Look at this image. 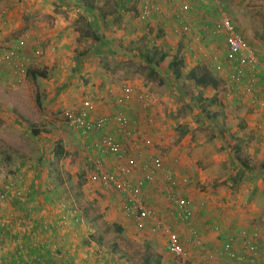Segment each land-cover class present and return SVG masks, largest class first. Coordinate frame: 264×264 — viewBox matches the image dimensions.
Listing matches in <instances>:
<instances>
[{"label": "crops", "instance_id": "crops-1", "mask_svg": "<svg viewBox=\"0 0 264 264\" xmlns=\"http://www.w3.org/2000/svg\"><path fill=\"white\" fill-rule=\"evenodd\" d=\"M83 1L19 0L17 3H12L11 0H0V7H5L1 9L5 11V17L3 21L0 18V44H3L2 42L6 43L4 39L8 34L5 28H10L19 22L17 16H20V14L16 13L17 10L36 15L34 25L36 26V30H38L37 33L42 35L36 42V48L40 51L38 59L43 60L44 63L48 64L55 71L57 70V75H60L59 83L57 82L54 85V91H52L51 96L49 94L50 97L57 94L55 97V101L58 102L57 106L61 108L65 103H74L73 105L75 107L79 105L80 110L85 107L90 118L99 115L121 113L128 118L129 129H132L138 138L145 136L147 141H149V144L145 145L142 149V155H157L156 150L159 149L167 153L162 157L164 166L177 179L179 193L190 199L195 207L190 225L198 231L199 245L196 246L188 242L186 239V224L170 215L171 204L165 199L161 191L158 176L152 184L143 188L142 194L145 204L152 209L155 220L169 224L172 230L178 234L179 242L186 253L187 264L230 263L227 259L218 256L220 244L225 236L237 238V234L241 231L254 234L256 241L264 244V110H259L260 108L255 106L256 113L246 111L244 119L234 120L223 118L224 116L220 112L221 118H218V107L222 105H219L220 103L217 98L219 94L223 93L218 88L216 90L205 88L202 90L203 95L213 96L217 100L216 105L212 104L210 108L205 107L207 110L210 109L207 112L211 117L196 118L195 120L192 118H171L166 119V122L162 123L165 117L162 118V113L157 114L158 107L156 109L154 105L161 99L158 97V94H156L157 98L156 96L154 98L150 93L153 100L151 104L145 107H149L146 110L139 109L138 101L135 100L134 95L128 101H124L121 104L116 102L120 94V86L122 85H130L134 94L138 91L147 90H144L135 81H125L124 83H120V86L115 83L112 84L111 81H114L115 78H123L120 76L122 72H119L117 68L105 64L111 59L129 60L137 58L135 60H138L142 65L150 66L146 65L143 53H148L151 47L160 48L163 52L170 55L176 54L181 56L185 62L189 58L192 60L195 59V62H200L199 56L203 57L201 53L211 54L214 48H218L220 53L219 60L223 63L225 47L221 38H218L221 40L218 42V39L208 37L203 45V49L196 58L193 56L194 52L192 54L188 53L191 56L185 54L188 52V49L184 52L181 51V44L185 41L189 42L190 38L185 37L183 39L173 33L172 29L177 24L174 19L175 10L184 0H157L162 9L163 16L155 14L147 18L140 16V10L143 4L142 0H110V3L106 4V7L104 6L106 0H100L96 3V6H98L103 15H99L95 10L85 11ZM190 1L191 9H189L192 12H188L185 18L191 28L193 30L195 29L193 31L195 32L194 34L203 37L202 34L205 32L200 27L211 25L217 14L215 11H212L213 9L209 7L206 0L202 2V10L196 7L198 0H195V3L194 0ZM90 2L94 3L93 0H90ZM79 16L85 17L86 21L99 31L100 49L95 48L92 50L94 45L91 42V38H78V30L76 28L79 26ZM27 17L29 18V16ZM163 17L167 18L164 19ZM165 21L169 25H166ZM20 23L25 25L23 22ZM163 26L166 28H163ZM157 29L158 31H169L176 36L175 39L180 40L178 43L179 50L177 49L171 53L169 50L171 46L170 44L167 45L168 38H164L156 43L154 36L151 35H155L154 33ZM25 31L30 39L31 32ZM123 33L125 34L124 36L122 35ZM33 43L34 41H27V46H31ZM145 43L147 49L143 53L136 48L130 51L125 50L129 49L128 45L139 47L140 44L142 46ZM189 44L191 45V42ZM77 51H82L83 54L81 57L74 59ZM254 52L256 53L255 50ZM256 55L264 63L260 57V53L257 52ZM101 57L103 60L100 61ZM194 63L190 64V67L185 64L184 70L186 67L188 69L191 68ZM159 71L157 69L156 73ZM161 73L163 72L160 71ZM216 75L221 82L225 83L223 73ZM258 75L259 78L255 85L256 96L260 95L259 91L264 88V76L261 74ZM101 77L104 78V83ZM219 87L221 89V86ZM193 88L195 94L189 95L187 98L185 97V103H188V105L198 111L196 104L192 103L194 99L196 101L199 100V89L194 86ZM207 92L208 94H206ZM177 93L179 95L181 94L178 89L176 91ZM83 98L87 102L79 101ZM62 99L66 102L64 103ZM232 102L234 103L235 101ZM235 104L239 108L243 107L240 102H235ZM165 105L169 107L167 101ZM196 113L199 115L204 114L201 110ZM147 118H155L151 126H148L146 123ZM63 119L71 129L67 119ZM178 124L179 126L176 127ZM165 125H167L166 129ZM221 127L227 128L231 134L227 132L225 134ZM240 127L245 131L244 136H241L237 132ZM202 128L205 131L201 130ZM71 132L76 134L73 130ZM226 135L234 139V145H230L231 150L230 148L226 149L224 147L223 140H225ZM55 143L60 144L59 142H54L51 146ZM60 147L63 155L64 153L66 154L65 149L61 145ZM243 147H247L248 153L252 154L251 157L254 154L257 155L260 160L257 167H250L242 159L248 167V170H244L239 166V162L235 161L236 154L240 155ZM232 150L234 151V156L232 159H228L229 155H231L229 152L231 153ZM230 168L233 169V175L228 179L224 177L218 180L222 176L221 173L228 172ZM237 172H241L242 177H236ZM27 175L29 177L28 173ZM207 177L214 178L207 179ZM63 183L62 181L61 184L63 185ZM22 184L26 190L32 191L34 196L41 199V203H43L42 207L41 205L39 208L35 206L37 212L35 211L34 213V211L27 208L19 215L20 220L26 224L27 230L26 236H22L23 248H21L24 252V257L29 256L31 258L37 255L36 261H42L39 262L41 264L43 262L45 264H128L131 263V259H134L131 258L129 262H124L122 256L125 259L128 257L120 249L125 251V247L123 244L118 243L117 247L115 246L118 258H111L108 254L97 256L98 252H95L97 251L95 246L96 250L92 253L91 247L81 245L79 243V236L76 238V235L79 234V228L76 229V227L75 230L70 231L69 224H66L69 221L62 222L63 224L59 226H53L51 224L52 221L63 217L60 214L61 212L56 213V211H53V214H50L52 212L50 209L53 210L55 206H52V201L54 199L57 200L56 192H54L53 198H50V195L46 196L45 194H41V192H49L48 186L52 188L53 185L41 179H37V182L32 181V178L29 182L27 179L24 180ZM212 186L216 187L214 188V192L210 189ZM109 212L113 213L112 210ZM116 214L121 221L120 226H116L120 234H123L126 229L125 233H128V237L130 238L136 236V238L147 239L144 242L145 247H153L154 252L152 253L154 255L157 254L161 259L159 250L151 243H154V240L157 243H162L163 236L159 234L152 235L145 230H138L134 226L131 218L124 215L122 211ZM44 220L48 222L49 226L51 225L53 227H48V231L39 233V230H37L39 222ZM70 223L72 222L70 221ZM13 238L16 239L13 245L20 242H18V238L21 237L17 236ZM40 241L44 243L41 246L38 244ZM238 243L239 241L236 240V253H238L239 249L237 246ZM20 246L17 247L19 248ZM142 252L143 250L135 258L138 259L136 264H139V254ZM7 253V255L5 254L6 256L3 255V258L6 260L1 264H31L25 260L19 263L20 256L17 257L19 254L15 252L14 248H10ZM166 254L167 259H172L167 252ZM160 263L163 264V261H160ZM255 264H264V260L258 258Z\"/></svg>", "mask_w": 264, "mask_h": 264}, {"label": "rangeland", "instance_id": "rangeland-1", "mask_svg": "<svg viewBox=\"0 0 264 264\" xmlns=\"http://www.w3.org/2000/svg\"><path fill=\"white\" fill-rule=\"evenodd\" d=\"M18 1L19 0H11L12 3H17ZM93 1L96 4L100 0ZM204 1L205 0H198L196 7L202 10V2ZM107 2L109 4L110 0L105 1V7ZM222 5L225 11L230 14L242 37L256 53H260V57L264 61V0H222ZM4 8L5 7H0V18L2 21L5 17V11L1 9ZM189 12L192 11L189 10ZM16 13L20 14V16H17L19 22L10 28H5L8 35L4 41L6 42V46H11L16 44L17 41L23 40V51L30 56L31 62L25 65L24 71L22 72L10 67L8 63H0V181L11 180L13 177H20L22 181L27 179L29 182L32 178V181L37 182V179H41L53 185L52 188L48 186L49 192H41L43 195H50V198H53V194L56 192V199L58 202L55 199L52 201V206H55L53 210L50 209V211H52L50 214L52 215L53 211H56V213L61 212L60 214L63 215L62 221H69L66 224H69L68 227H70V231L75 230L76 227V229L79 228V234L76 235V238L79 236V243H81V245L91 247L92 253L96 250V247L97 251L95 252H98L97 256L108 254L111 258H118L115 246L117 247V243L123 244L125 251L123 249H120V251L128 257L125 259L124 256H122L123 261L129 262V259L134 258V261L131 259V263L128 264H136L138 259L135 258L138 257V253L143 250V252L139 254L141 257L146 248L154 252L152 249L153 247H145L144 242L147 240L145 238H136L134 235V238L128 237V233H125L126 229L123 234H120V231L116 228V226H120L121 224L116 214L117 212H121L119 199L113 192L104 191L98 185L91 184L85 180L83 144L89 136L82 137L72 133V130L63 119L65 118L63 112L66 108L73 107L75 110H80V107L79 105L75 107L73 105L74 103L67 104L65 103L66 101L62 99L65 104L59 108L57 106L58 102L55 101L57 94L50 97L52 91H54V85L57 82L59 83L60 75H57V70L55 71L53 68H50L48 64L44 63L43 60L41 61L38 59L40 53L38 55L36 54V42L42 35L37 33L38 30H36V26L34 25L36 15L18 10ZM185 15H188V13ZM27 16H29V18ZM20 22H23L25 25ZM80 22L81 21H79V24L82 25ZM165 23L169 25L166 21ZM163 28L166 27L163 26ZM25 30L31 32L32 35H30V39ZM154 34L155 35L151 36H154L156 43L164 38H168L167 45L170 44L172 47L169 48L171 53L177 49L179 50L178 43L180 40L175 39L176 36L169 31H158L157 29ZM122 35L124 36L125 34L123 33ZM201 40L202 39L195 41L190 38L192 51L186 52L185 54L190 55L194 52V58L199 56L205 43L204 40H202L203 43ZM27 41H34V43L31 46H27ZM2 43L4 44V42ZM128 46L129 49L125 50L130 51L136 48L143 53L147 49L145 47L146 43L142 46L140 44L139 47H135V45ZM164 50L166 51V49ZM212 51L219 53L218 48H214ZM200 58L201 56H199V59ZM135 59L137 58L129 60L111 59L109 62L105 63L117 68L119 72H122L120 76L123 78H115L114 81H111L112 84L115 83L120 86V83H124L125 81H135L138 82L139 86H142L144 90L151 93L154 98L155 96L157 98L156 94H158V97L161 99L154 105L156 109L158 107L157 114L162 113V118L165 117L162 123H165L166 119L168 120L171 118H192L193 120L196 118H206L204 114L199 115L196 113L200 110L199 104L194 97H192V99H194L192 104H196L198 111L188 105V103H185L187 96L195 94L193 84L190 80H184V76H180L181 83L179 84L177 80L173 79L170 73L163 72V74H160V72H154L153 74H147V67ZM194 60L189 58V60H186L185 64L190 67V64L196 61ZM188 67H186L185 70H187ZM27 69L35 70L39 73V76L35 79H32L28 75L26 76L25 73ZM112 78L110 79L112 80ZM102 81L104 83V78H102ZM177 89L181 92L180 95L179 93L176 94ZM218 90H220V92L222 91L219 87V83ZM226 97L229 98V94ZM83 100L84 98L79 101L87 102ZM218 100L221 102L219 95ZM166 101L169 103V107L165 105ZM223 102L224 103L221 102L222 106H217L219 108L218 118H221V113L224 116L223 118L231 120L244 119L246 111L256 113L255 106L252 104L248 105L250 107L242 105L243 107L239 108L227 98H225ZM81 104L83 105V103ZM138 107L140 110H144L145 108L141 104H138ZM83 108L86 109L85 107ZM158 119L161 120L160 118ZM178 126L179 124L176 125V127ZM166 128L167 125H165V129ZM245 128L247 129L246 126ZM31 129H37L35 135L30 133L29 130ZM221 129L225 134L226 132L231 134L227 128L221 127ZM201 130L205 131L203 128ZM237 132L240 133L241 136H244L243 134L245 131L242 127H240ZM225 137V140H223L224 147H226V149L230 148L231 150L232 148L230 145H234V139L229 138V135ZM54 142H59L66 152V154L64 153V155L57 160H51L47 155L49 146ZM163 151L162 149L156 150V154L162 158L167 154ZM229 154H231L232 157L229 155L228 159H232L234 151L232 150ZM251 155L252 154L248 153L247 147H243L240 157L244 159L250 167H257L260 160L256 154H254L253 157H251ZM221 175L222 176L218 178V180L224 177L228 179L233 175V169L230 168L228 172H222ZM212 178L214 177H207V179ZM62 181L64 182L63 185L61 184ZM214 188L216 187H210L212 192H214ZM28 192L29 195L24 199L10 198V196L0 199V264L6 260L3 258V255H7L10 248L21 250L17 257H27H24V252L22 250V236L18 238V242L20 241L21 243L19 242L13 245V242L16 240L13 238L15 237V228L18 226L26 230V224L23 223L19 217L24 209L28 208L35 213V206L39 208L40 205L41 207L43 205L41 199L34 196L32 191ZM110 210H112L113 213L109 212ZM74 212H76L78 216H75ZM68 214L69 216L74 214L73 219H71L74 221V218H76L74 222L70 223L71 217L68 218ZM11 219L15 221L14 227H10L9 225ZM44 222L48 224L46 220L39 222V227L37 228L39 233L48 231L49 228L47 229V227H53L47 225L46 229H42L41 226ZM131 234L133 233L131 232ZM161 242L162 243H157L154 240V243L151 244L159 250L160 254H158L161 256L160 261H163V264H173V258L170 260L167 259L168 257L164 250V240H161ZM158 244L160 247L157 246ZM17 246H20V249ZM20 262L21 260L19 263Z\"/></svg>", "mask_w": 264, "mask_h": 264}, {"label": "built area", "instance_id": "built-area-1", "mask_svg": "<svg viewBox=\"0 0 264 264\" xmlns=\"http://www.w3.org/2000/svg\"><path fill=\"white\" fill-rule=\"evenodd\" d=\"M206 2L217 16L210 30L207 29L206 25L200 28L207 31L208 35L210 32L214 38H221L225 47L224 62H220V54L214 51H211V54L201 53L203 57L200 58V62L206 69L214 73L225 71L227 87L234 100L240 102L241 105L252 104L260 108L259 110H264V88L259 91L260 95L257 96L255 89L259 78L258 74L264 76V63L260 62L254 49L242 37L230 14L223 8L222 0H206ZM142 3L140 10L142 18L151 17L155 14L163 16L157 0H142ZM190 7V0H184L180 3L175 10L176 13H174L177 24L172 31L183 39L188 37L199 41L201 37L198 38V34L191 33L193 29L185 18V14L191 9ZM190 42L185 41L181 44L182 52L189 48ZM23 48V40H19L11 46H6V43L0 44V63H8L11 64L10 67L21 72L24 71L25 65L30 64L31 59L23 51ZM39 53L40 51L37 50L36 54ZM132 95L144 106L153 100L152 96L145 91H138L134 94L130 85H122L116 102L121 104L128 101ZM63 115L76 134L82 137H91H88L83 144L86 181L98 185L104 191L113 192L120 201L121 211L131 218L138 230L163 236L164 250L174 258V264H187L186 253L179 242L178 234L172 230L169 224L155 220L152 209L145 204L142 194L143 188L152 184L158 176L161 191L165 199L171 204L170 215L186 224V239L189 243L198 246V231L190 225L195 207L190 199L179 193L177 179L164 166L159 155H142V149L149 144L145 136L138 138L135 132L129 129L128 118L121 113L90 118L88 111L84 108L75 110L71 107L66 108ZM146 123L151 126L152 119L147 118ZM22 182L20 177L0 181V199L8 198V196L24 199L28 196V191ZM62 219L63 217L53 221L52 225H61ZM47 225L44 222L41 228L46 229ZM26 233L27 230L17 226L14 235L21 237ZM236 240L239 241L237 244L238 253H236ZM38 244L41 246L44 243L40 241ZM20 252L21 250H16L17 254ZM218 256L227 259L230 262L228 264H255L258 258L264 260V244L258 243L254 234L241 231L237 234V238L233 236L223 238ZM27 257L29 258V256ZM28 258L19 259L35 264L32 263L37 259L35 256Z\"/></svg>", "mask_w": 264, "mask_h": 264}, {"label": "trees", "instance_id": "trees-1", "mask_svg": "<svg viewBox=\"0 0 264 264\" xmlns=\"http://www.w3.org/2000/svg\"><path fill=\"white\" fill-rule=\"evenodd\" d=\"M108 2H107V4H108ZM82 3L84 5L85 11L95 10V11H97V13L99 15H103V13L100 11L98 6H96V4L90 2V0H84ZM132 10H133V12H135L134 9H132ZM79 17H81V18H78V23H79V21H81L80 23L82 25L79 24V27L76 28V30H78V38L84 39L83 37H89V38H91V42L94 45L92 47V50H94L95 48L100 49L101 42H100V38H99V35H100L99 31L97 30V28L90 25L89 22L86 21L85 17H82V16H79ZM211 25H206L208 30L211 29V27H212ZM204 32L205 33L202 34L203 38H208V37L211 38L212 37L210 35V32H209V35L207 34L208 33L207 31L204 30ZM77 39H76V41H77ZM216 39H218V38H216ZM219 41H221V40L218 39V42ZM82 54H83L82 51H77V53L74 56V59L81 57ZM101 58H100V61L103 60V58L102 59ZM143 58H144V61L146 62V65H150V66H146L147 67V74H153L158 69L161 72L170 73L171 76L173 77V79L177 80L179 84L181 83V81H180L181 77L180 76H184L183 77L184 80H190L192 82L193 86L197 87V89H199V91H198L199 96L197 94V96L199 98V100H197V102L199 104V109L201 110V112L204 113L205 117H211V115H209V113L207 112L209 109L207 110L206 108H210V106L212 104L216 105L217 100L215 97L210 96V95H206L207 97L204 96L202 90L205 88H210V89L216 90L218 88L219 80L215 75L211 74L209 72V70H207L204 67V65H202L200 62H195L191 68L184 70L185 60L181 56H178L176 54L170 55L166 52H163L160 48H155V47H151V49L148 53H143ZM25 74H26V76L27 75L30 76L32 79H35L39 76V73L33 69H27ZM221 90H222L221 92L223 94H220V95L227 96L229 94V99H230L231 93L229 91V88L223 87ZM206 94H208V92ZM230 100H232V99H230ZM232 101H234V100H232ZM235 102L238 103V101H235ZM202 103H203V105H202ZM205 106H208V107L205 108ZM29 131L31 134L35 135L37 132V129H31ZM47 153H48L47 154L48 158L51 160H53V159L57 160V159H59V157H61L63 155V151L60 147V144H57V143H55L53 146H51L49 148V150L47 151ZM235 161L239 162L238 164L242 169L248 170V167H247L245 161L242 160V158L240 157L239 154H236ZM20 173H22V172H20ZM236 174H237L236 177H239V178L242 177L241 172L240 173L237 172ZM28 194H29V192H28ZM75 213L76 212H74V214ZM74 214H71V216H69V214H68L67 217H71V219H73ZM76 216H78L77 213H76ZM59 219H61V218L59 217ZM75 219L76 218H74V221H75ZM74 221L71 220V222H74ZM14 222H15L14 220L10 221V223H9L10 227H14ZM51 224H53V221L51 222ZM14 250L16 251V249H14ZM33 250H35V249L33 248ZM34 256L37 258V255H34ZM39 262H42V261L37 260V261H33L32 263L41 264ZM43 264H45V263L43 262ZM139 264H161V263H160L159 256L157 254L154 255L151 251L147 250V248H146L144 254L140 257Z\"/></svg>", "mask_w": 264, "mask_h": 264}, {"label": "clouds", "instance_id": "clouds-1", "mask_svg": "<svg viewBox=\"0 0 264 264\" xmlns=\"http://www.w3.org/2000/svg\"><path fill=\"white\" fill-rule=\"evenodd\" d=\"M195 30V29H194ZM193 30V31H194ZM192 34H194L195 32H191ZM188 35H191V34H188ZM199 37H201V35H198V38ZM200 39H202V40H204L205 42H206V39H208V38H203V37H201ZM199 39V40H200ZM201 40V41H202ZM202 43H203V41H202ZM188 47L189 48H187L188 49V52H189V50H191V46L190 45H188ZM260 60V59H259ZM260 62H261V60H260ZM201 63V62H200ZM202 64V63H201ZM207 70H209V69H207ZM209 72L211 73V74H213V75H215L217 78H218V80H219V86H221V89L223 88V87H227V81L225 80V71L224 72H221V73H223L224 74V76H223V80L225 81V83L224 82H221L220 81V79H219V77L216 75V74H218V73H214V72H212L211 70H209ZM222 83H223V86H222ZM120 88H121V86H120ZM228 88V87H227ZM145 92H147V91H145ZM147 93H149V92H147ZM149 95H151L150 93H149ZM219 98H220V100H221V102L222 103H224L223 101H224V99L225 98H227L229 101H231L230 99H232V100H234L233 98H232V96L230 97V99L228 98V97H226V96H223V95H220L219 94ZM218 99V98H217ZM234 101H236V100H234ZM221 102L219 101V105H221ZM138 104H141L143 107H146V106H144L142 103H140V102H138ZM151 104V103H150ZM149 107H147V108H145L144 110H146V109H148ZM152 119V122H154L155 121V119L154 118H151Z\"/></svg>", "mask_w": 264, "mask_h": 264}]
</instances>
